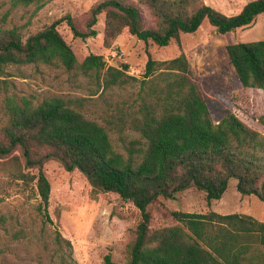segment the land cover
Masks as SVG:
<instances>
[{"label":"trees","instance_id":"obj_1","mask_svg":"<svg viewBox=\"0 0 264 264\" xmlns=\"http://www.w3.org/2000/svg\"><path fill=\"white\" fill-rule=\"evenodd\" d=\"M14 6L38 9L50 0H10ZM155 18L145 24L141 7L131 0H100L82 24L71 15L31 35L24 42L13 29L0 32V81L11 66L44 65L68 73L93 76L104 89L136 81L124 70L108 67L103 56L80 63L58 31L65 22L76 39L98 36L105 14V45L125 31L158 47L180 44L182 34H195L207 20L219 35L250 27L264 15V0H253L227 16L203 0H139ZM241 84L264 91V40L227 47ZM161 71L156 77V73ZM185 54L168 61L150 55L142 84L150 92L131 104L125 123L137 134L121 150L107 129L87 119L83 103L53 97L38 105L7 99V122L0 136V162L5 172L25 183L35 182L39 210L48 221L52 187L45 165L55 161L67 172H81L93 194L115 193L141 213L136 238L125 264H264V222L246 214L173 212L181 225L151 229L149 207L160 199L176 200L191 189L204 192L208 206L219 201L237 180L242 197L264 202V136L234 114L215 124ZM33 172V173H32ZM105 264H121L105 256Z\"/></svg>","mask_w":264,"mask_h":264},{"label":"rangeland","instance_id":"obj_2","mask_svg":"<svg viewBox=\"0 0 264 264\" xmlns=\"http://www.w3.org/2000/svg\"><path fill=\"white\" fill-rule=\"evenodd\" d=\"M100 0H50L44 7L14 6L10 0H0V32L13 29L25 42L67 15L79 24ZM253 0H203L215 10L232 16L240 13ZM145 24L155 25V18L139 0ZM99 34L86 41L76 39L63 22L58 31L82 63L89 55L103 56L108 67L124 70L137 80L124 79L126 84L104 89L95 77L68 73L44 65H11L0 81V136L8 116L7 99L21 105L28 99L38 105L45 99H71L82 107L77 109L87 119L104 126L113 144L123 150L137 134L124 121L131 112L128 107L150 92L151 83L142 84L149 55L156 61H168L187 56L193 82L206 101L215 124L227 114H234L252 130L264 136V91L244 87L230 63L227 47L236 43L264 40V15L248 28L219 35L206 20L195 34H182L180 44L158 47L124 32L110 47L105 45V14L96 26ZM161 71L156 73L159 75ZM132 113V112H131ZM126 117V118H125ZM124 119V121H122ZM0 162V264H105V256L115 262L130 260V248L141 221L140 210L124 202L118 194H93L86 177L79 171L67 172L55 161L45 165L52 192L49 218L39 210L41 197L36 183L15 179L4 171ZM33 173V172H32ZM222 215L246 214L264 222V202L257 197H242L237 180L219 201L209 207L204 192L191 189L176 200L160 199L149 207L151 229L159 230L181 225L172 213Z\"/></svg>","mask_w":264,"mask_h":264}]
</instances>
